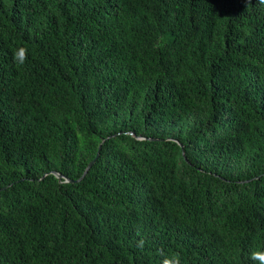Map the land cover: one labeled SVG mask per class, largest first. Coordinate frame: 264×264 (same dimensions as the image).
Segmentation results:
<instances>
[{
  "label": "trees",
  "instance_id": "1",
  "mask_svg": "<svg viewBox=\"0 0 264 264\" xmlns=\"http://www.w3.org/2000/svg\"><path fill=\"white\" fill-rule=\"evenodd\" d=\"M257 253L264 2L0 0V264Z\"/></svg>",
  "mask_w": 264,
  "mask_h": 264
},
{
  "label": "clouds",
  "instance_id": "2",
  "mask_svg": "<svg viewBox=\"0 0 264 264\" xmlns=\"http://www.w3.org/2000/svg\"><path fill=\"white\" fill-rule=\"evenodd\" d=\"M261 2H264V0H261ZM24 54H25V50L24 49H20L19 51V59L22 62L24 59ZM253 258H258L262 261V264H264V254H253ZM165 264H172V261H165ZM175 264H179V258H176Z\"/></svg>",
  "mask_w": 264,
  "mask_h": 264
},
{
  "label": "water",
  "instance_id": "3",
  "mask_svg": "<svg viewBox=\"0 0 264 264\" xmlns=\"http://www.w3.org/2000/svg\"><path fill=\"white\" fill-rule=\"evenodd\" d=\"M98 149H99V146H98ZM92 163H93V160L90 161V162L86 165L85 169H84L83 172H82V175H81L76 181H79V180L83 177V175L86 173V171H87V170L89 169V167L92 165ZM51 174H52L55 178H57V179L60 178V175L57 174V173H55V172H51ZM65 182H72V181H70V180H65Z\"/></svg>",
  "mask_w": 264,
  "mask_h": 264
}]
</instances>
